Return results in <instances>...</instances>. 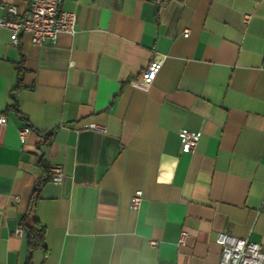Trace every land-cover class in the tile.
<instances>
[{
    "label": "crops",
    "instance_id": "obj_1",
    "mask_svg": "<svg viewBox=\"0 0 264 264\" xmlns=\"http://www.w3.org/2000/svg\"><path fill=\"white\" fill-rule=\"evenodd\" d=\"M29 1L0 14L21 20ZM63 8L76 32L54 43L0 26V264H28L35 220L46 252L31 264H214L220 232L264 250V0ZM183 130L200 132L192 152ZM54 164L61 184L45 181Z\"/></svg>",
    "mask_w": 264,
    "mask_h": 264
},
{
    "label": "built area",
    "instance_id": "obj_2",
    "mask_svg": "<svg viewBox=\"0 0 264 264\" xmlns=\"http://www.w3.org/2000/svg\"><path fill=\"white\" fill-rule=\"evenodd\" d=\"M65 0H30L27 15L19 20L17 19V8L15 5L4 6L5 15L0 14V26L11 31L12 42L18 43L21 32L28 33L33 43L44 44L46 42H56L59 35L63 33L74 34L76 32L78 15L75 11H69L63 8ZM249 14L244 16V20L249 19ZM189 30L186 29L185 33ZM166 56L155 57L146 70L141 75V79L146 82H152L161 70ZM85 128L105 131V127L96 123L85 124ZM27 128L20 131L22 137L25 136ZM182 146L185 152L195 150L200 132H190L183 130L181 132ZM64 178L63 168L59 164L51 167V181L55 184H61ZM17 199V198H16ZM144 200L143 190H136L131 196L130 208L139 210ZM17 234H22L18 229ZM187 232L181 234L180 243H184ZM217 241L221 246V254L218 263L214 264H264V250L262 246L247 238H239L229 232H220ZM213 264V263H207Z\"/></svg>",
    "mask_w": 264,
    "mask_h": 264
},
{
    "label": "trees",
    "instance_id": "obj_3",
    "mask_svg": "<svg viewBox=\"0 0 264 264\" xmlns=\"http://www.w3.org/2000/svg\"><path fill=\"white\" fill-rule=\"evenodd\" d=\"M42 167L48 172V168L45 164L42 163ZM47 180L51 181V176L45 179V181ZM23 230L27 235L28 264H31V257L35 250L42 249L46 252L44 243L46 228L39 221L35 220L32 225L24 224Z\"/></svg>",
    "mask_w": 264,
    "mask_h": 264
}]
</instances>
